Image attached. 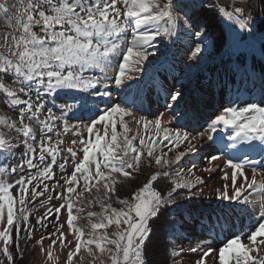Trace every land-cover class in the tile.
<instances>
[{
	"label": "snow or ice",
	"instance_id": "snow-or-ice-1",
	"mask_svg": "<svg viewBox=\"0 0 264 264\" xmlns=\"http://www.w3.org/2000/svg\"><path fill=\"white\" fill-rule=\"evenodd\" d=\"M257 2L0 0V110L12 112L7 115L0 111V252L5 258L0 264H14L15 254L10 249L19 248L21 221L31 236L34 226L30 224L29 214L32 210L27 205L37 197L55 192L56 187L61 191L55 196L47 195L40 204L46 206L54 198L64 203L46 208L36 221L46 227L45 220L55 214V232L48 237L50 245L43 248V236L37 241L50 260L54 258L53 248L59 240L61 248L68 247L65 264H73V258L82 248L90 256H95L97 251L100 256L107 253L110 264H150L146 241L153 234L155 221L163 219L167 231L162 262L183 264L176 259L184 251L179 241L187 240L186 233L195 225L201 228L199 235H205L217 227L222 229L221 220L247 216L258 219L246 231L230 233L218 248L203 241L195 242L194 246L190 242L188 251L198 254L192 264H206L209 259L214 264H264V68L256 72L249 63L257 54L264 61V24L257 29L253 14ZM201 12L203 15H198ZM210 12H215L217 22L226 29L230 39H222L218 44L221 71L205 77L204 88L209 92L219 89L222 95L231 92L232 97L204 131L190 135L187 131L181 133L180 129L170 130L167 125L162 127L163 113L153 119L144 115L136 118L133 109L127 106V97L119 103L110 102L112 92L108 87H128L127 82L135 79L129 73L142 72L149 56L166 57L167 52L160 49H167L168 45L161 44L167 39L171 45L180 44L184 52L167 63L163 80L152 82L164 96L166 110L172 114L167 124L179 119L177 113L186 114L182 108L195 109L202 102L199 94L191 96L183 87L173 90L174 85L169 86L167 81L169 76L173 81L184 78L185 69L205 60L204 54L210 47L205 40L209 31L205 17ZM261 20L264 21V11ZM177 68H180V76L175 74ZM90 72L93 74H88ZM6 78L10 80L6 82ZM256 88L260 90L258 101L251 99ZM243 92L248 93V100L241 101ZM45 97L52 106H48ZM97 97L102 98L103 108L95 103ZM131 103L135 104V99ZM84 114H88L87 123L82 119ZM125 116H133V122L142 125L146 133L154 128L155 136H148L147 143L144 136H129ZM71 119L77 122L70 124ZM98 124L102 125L103 134L96 128ZM221 126L231 130L227 137L229 143H223V138L217 141L214 136ZM67 134L79 139L71 140L72 146L66 149L68 157L59 168L63 172L70 158L73 170L62 178V183L57 181L50 189L43 179L55 178L53 169ZM205 138L213 144V151L219 153L207 156L208 163L223 159L219 170L230 169V174L224 172L222 176L230 183L216 189V199L227 201L228 211L221 209L223 215L216 214L215 221L212 219L215 213H208L206 222V214L195 207L186 209V213L177 211L184 207L181 202L203 195L204 190L198 185L204 180L199 176L187 179L179 164L185 156L196 153ZM137 140L139 146L134 143ZM184 143L187 146L183 151H176L171 160L167 158L169 152ZM20 145H23L20 163L11 168L5 166L4 161L13 156ZM157 145L168 150L158 149ZM78 151L82 152V157H78ZM229 152L239 155H229ZM252 153L261 159L254 160ZM37 158L39 164L35 163ZM49 158L50 162H46ZM25 164L37 169L36 174L27 179L20 175L14 182L4 179L17 174L18 169L23 170ZM145 164L148 169L154 164L163 171L151 172L146 182L128 197L116 195L118 186L126 184L134 174H141ZM195 167H189L188 173L194 174ZM81 180L83 187L78 193ZM37 181L39 183H34ZM41 184L42 189L37 191ZM30 185L33 186L29 188ZM17 186L18 197L11 191ZM93 188L96 195L87 203L98 204L101 212L87 213L91 231L85 239L83 228L75 223L78 215L74 214V211L83 213V208H77L74 200L84 192L91 193ZM17 204L20 205L18 210ZM62 210L67 213L66 224L73 241H67L61 230L64 227L59 224ZM93 217L98 218L96 222L92 221ZM111 226L116 230L109 234L107 229ZM73 244L74 249L69 246Z\"/></svg>",
	"mask_w": 264,
	"mask_h": 264
},
{
	"label": "rangeland",
	"instance_id": "rangeland-1",
	"mask_svg": "<svg viewBox=\"0 0 264 264\" xmlns=\"http://www.w3.org/2000/svg\"><path fill=\"white\" fill-rule=\"evenodd\" d=\"M258 5V2H257ZM256 20V24H257ZM0 31H2V26H0ZM230 39V37H229ZM162 45H168L167 49L165 48H161L160 52H167V56H162V55H157L156 57H152L149 56L148 61H146L144 64L146 63H150L153 61L156 65L159 63V61H166L169 60L171 58V52L175 51L174 48H177L178 45H171L168 43L167 39H165L164 41H161ZM182 63V62H181ZM183 65V63H182ZM159 68V67H158ZM152 69V68H151ZM150 69L146 70L140 73H129V75H132L134 77L143 75L145 77V79H147V77H150L152 73H150ZM93 72H95V70H93ZM88 74H93L92 72L88 73ZM98 74V73H97ZM109 75H112L111 72H109ZM10 80V78H6V82ZM107 83V82H105ZM128 83V87H125L123 89H116L113 86H109L108 90L112 92V98L110 102H114V103H119L121 102V100H123L125 97H127L128 99V91L129 88H132V83H130L129 81ZM197 84L198 82H196V79L192 80H187V81H181L179 83L175 84V89L181 88L183 87L185 89V91L187 93H189L191 96H196L197 93L199 94V96L202 99V102H200L195 109L192 108H188V109H181V111L186 112L185 115L180 116L181 121L183 124H185L187 127H190L194 130V132L191 135H196V131L198 130L199 127L198 125L200 123H202L204 120H208V122L214 118L215 115L219 114V112L221 111L222 107L224 106H228V102L227 99L224 98V96L220 93L219 89L218 90H214L209 96L202 97V95L200 94V91L198 90V87H194L193 84ZM141 84V83H139ZM207 82H204V85H206ZM103 90V89H101ZM22 98H26V97H22ZM100 97L95 98V103L98 106L104 105L101 102ZM186 99H189L188 96H186ZM218 99L219 103L217 105H215L216 103H214L215 100ZM260 99V96L258 97V100ZM45 100H48V106H52L51 101L49 100L48 97H45ZM182 105L184 102H181ZM148 109L150 111H153L152 107H148ZM55 110V109H54ZM2 112H4V114L7 115H12L11 111H7V110H0ZM180 115V113H179ZM128 117L132 118L131 116H125V119H128ZM149 119H153V116H149ZM83 121L85 123L88 122L87 118L82 117ZM118 119V117H117ZM162 120V127L167 125V127L169 126L167 124V122L170 120V118L164 114L161 117ZM77 121L75 119H71L69 121V123H76ZM171 124V123H170ZM135 127H137L138 125L135 123L134 125ZM202 127H204V123H202ZM201 127V128H202ZM225 131H231L230 129L224 128L223 126H221L218 131L214 134L216 140L217 138H223L222 133ZM61 132H62V128H61ZM63 134V133H62ZM53 136L55 137V133H53ZM84 137L85 139L88 138V134L85 132L84 133ZM65 139V143L63 145H61V156H59L57 158V164L56 166H54V173H55V178H48V179H43V183H47L49 184V188L52 189L53 186L56 185L57 181H60L61 183L62 178L68 174H70L72 172V161L69 158V163L66 166L65 170L62 172L59 168V164L63 163L64 158L68 157V153L66 151V149L71 145V140L72 139H79L78 137H73L71 134H67L64 136ZM193 143H196V141H193ZM187 144L184 143L183 145H181L178 149H174L173 152L176 153V151H183L184 147H186ZM79 146H75L74 150H76ZM39 151V149H37V152ZM23 153V145H20L19 148L15 151L14 155L9 157L6 161H4V165L11 168V167H15L18 163H20V159H21V155ZM211 154H216L219 155V153L214 152L213 151V144L211 142H208L205 139L200 141V146L198 147V150L196 153L193 154H189L188 157H199V162L197 163L198 166L195 167V169L193 170L194 174H190V179L194 180L195 176H199L204 180L203 184L198 185V187L203 188V195L202 197H210L209 199L211 200V198L216 199V189L218 188H222L223 185L225 183H230V181H225L224 179H222V176L224 175V172H229L230 174V169L224 168V171H220L219 168L223 167L224 164V160L220 159L217 161H213L211 163H208V161L205 159L207 156L211 155ZM229 155H234L233 152H229ZM78 157H82V152L78 151ZM253 158V157H252ZM254 160H260L259 159H255ZM47 162V161H46ZM35 163L39 164V160L37 158V160L35 161ZM42 167V166H41ZM205 168H209L210 171H204ZM37 169H33V168H29L26 164L24 165L23 170L18 169L17 170V174L11 175L10 177H4V179L8 180L9 182H14L15 180L19 179L20 175L25 176V178L27 179L30 175H35L36 174ZM248 175L249 177L251 176V172L248 171ZM257 179H260V176H257ZM34 183H39V181L34 182ZM240 183V178L238 175V179H237V185H239ZM33 185H30L29 188H31ZM83 187V181H80V185L77 187V192L79 193L82 190ZM42 189V184L40 185V187L37 188V191H40ZM12 193L14 195H16L18 197V186L14 187L12 190ZM61 191V189L59 187L55 188V192L50 191L48 193L45 194V196L42 197H37L36 200L33 203H30L27 205L28 209H31V213L29 214V220H30V224L34 226V228L32 229L31 232V236L29 237V234L27 232V230L24 228L23 226V221H21L22 224V230L20 232L19 235V248L15 249L12 248L10 250H12L15 254V260H14V264H20L21 260L24 262V264H65V260H66V256H67V251H68V247H64L61 248L59 240H57V244L54 246L53 248V259H48L46 252H42L41 251V244L37 243V241L40 240V237L43 236L45 237V239L43 240V248L47 249L48 246L51 243V239H49V233H53L55 232V227L54 225H56V217L55 214L53 213V215L49 216L47 220H45V225L46 227H42L39 224L36 223L37 218H39L40 216H42L45 211L46 208H54V206H58L61 203H64L63 201L57 200V199H52L50 202H48V204L46 206H43L40 204V200L42 199H46L47 195H53L55 196L56 192ZM96 195L95 189L93 188L91 193L89 192H84L83 196L78 197L77 199L74 200L76 207L77 208H83V213H76L74 211V214L78 215V220L76 223V225L78 227L83 228L84 232H85V239L88 238V233L91 231L90 228V224H89V217L87 216L88 212H97L100 213L101 209L99 207L98 204H91L89 205L87 203L88 200L93 199L94 196ZM102 195V194H101ZM83 201V203H82ZM114 207H121V205L119 204H114ZM20 205L17 204L16 208L17 210L19 209ZM5 214H6V209H5ZM17 215H19V212L17 211ZM66 219H67V213L66 211L62 210V214L59 217V224L64 225V227L61 229L65 235H66V240L67 241H73L74 237L72 234L69 233V229L67 227L66 224ZM98 218L97 217H93L92 221L96 222ZM115 226H111L109 229H107V231L109 232V234H111L112 232H114ZM238 230V229H237ZM103 231V230H100ZM239 232V230L237 231ZM195 236L193 239H189L186 240L184 244H182V248H183V255L180 258V261H183V264H192V262L196 259H198V254H193L190 253L188 251L190 242L192 243V245H195V242L197 241H203L206 245H210L211 247L218 248V246L220 245L217 242H213L210 241L208 239H205L202 236H199L198 233L194 232ZM56 236H59V233H56ZM229 234H224V239L226 237H228ZM52 238H56V237H52ZM70 247H73L74 249V244L73 245H69ZM94 248V246H93ZM95 250V249H94ZM19 252H23V255H19ZM5 259L3 256V253L0 252V260ZM101 261H103V264H110V260L108 258V254L105 253L103 256H100L98 251L96 252L95 256H90L88 254V252L82 248L81 251L73 258V264H101ZM206 264H214L213 260L209 259L207 260Z\"/></svg>",
	"mask_w": 264,
	"mask_h": 264
},
{
	"label": "trees",
	"instance_id": "trees-1",
	"mask_svg": "<svg viewBox=\"0 0 264 264\" xmlns=\"http://www.w3.org/2000/svg\"><path fill=\"white\" fill-rule=\"evenodd\" d=\"M258 3L260 5V9H261L260 15H261V12L264 11V2H259L258 0ZM198 15H203V12L199 13ZM205 19L207 22V27L209 29L205 37V40L210 45L208 52L204 54L205 60L201 62L198 66H193L190 69H185L184 78L179 79L178 81H173L171 76H169L167 83L169 86L174 85V88H175L176 83H179L181 81H187V80L193 81L194 79H196V82L198 83L193 84L194 87L195 88L198 87V90L200 91V94L202 95V97L206 98V96H209L214 90H218V89H214L211 92L207 91L204 88V82H207V80L204 78L213 76L221 71L220 49L218 48V44L222 41V39L224 41L229 40V37L227 35L226 29H224L222 25L217 22V17H216L215 12H210L208 16L205 17ZM261 24H264V21H262L260 17V19L257 21V29L260 28ZM213 42H215V44ZM174 50H175L174 52L173 51L171 52V55H170L171 58L169 60L159 61L157 65L156 63L153 64L154 63L153 61L151 62V64L150 63L144 64L142 74L144 71L150 69L151 70L150 73L153 72V74L150 77H147V79H145V77L143 76L144 74H143L129 81L130 83H132V88L130 87L128 91L129 103L127 106L133 109V112L136 118H138L140 115H144L147 117L149 116L154 117L156 115H159L160 113L166 114L169 118H171V115H172L171 112L166 110L165 108L166 101H165L164 96L159 94V89L152 86V82L154 79L163 80L164 79V75H163L164 67H166L167 63L171 62L177 56L184 55L182 46L180 44L178 45L177 48H174ZM224 50H226V47ZM249 63H250V66L256 72H259L262 68H264V61H261L258 54L257 56L252 57ZM180 68H183V65L181 62H180ZM180 68H177L176 70L175 74L177 76L181 75ZM223 96L225 99H227V102H228V98L232 97V93L228 92V93L223 94ZM259 96H260V90L259 88H256L254 92L252 93L251 99L258 101ZM240 98H241V101L248 100L249 99L248 93L246 92L241 93ZM134 99L136 101L135 104L131 103V101H133ZM212 101L216 103L215 105L219 103L218 99H215ZM99 107L103 108L104 105H101ZM148 107H152L153 111H150ZM177 116L179 117V119L172 120L171 124H168L169 125L168 128L170 130L180 129L181 133H183L184 131H187L191 135L194 132V130L190 127H187L185 124L182 123L181 121L182 118H180L179 113H177ZM83 117L87 118L88 120V114H84ZM131 117L132 118L128 117V119H125L128 122V126H129V136H133V135L144 136L146 143L148 141V136H155L156 133H155L154 128H150L148 132L146 133L142 125L137 126V127L134 126L135 123L133 122V116ZM202 123H204V127H202ZM202 123L198 125L199 129L195 130L196 132L204 131L207 128L208 120H204ZM96 128L100 130L101 134H103L102 125L98 124L96 125ZM118 131H120L119 126H118ZM160 135L161 136L164 135L163 131H161ZM222 135H223V143L225 144L229 143V141L227 140V137L228 135H230V131H225L222 133ZM220 139L217 138V141H219ZM134 143L137 146H139L138 140L134 141ZM160 147H164V146L157 145L158 149ZM168 147H170V145ZM167 150H168L167 147H164V151H167ZM233 154L239 155L238 152L233 153ZM174 155L175 153L173 151L169 152L167 158L171 160L174 158ZM251 155L255 159L261 158L255 153H252ZM198 159L199 157L192 158V157H188L187 155L180 162L179 167L184 170L183 175L187 179H190V176H191L187 171L188 168L191 167L192 165H196L197 167L198 166L197 163L199 162ZM47 162H50V158L47 160ZM157 170L163 171L162 169H159L154 164L151 169H148L145 164V170L141 174L139 175L134 174L128 180L126 184L118 186L116 195L120 196L121 198L128 197L131 191H135L136 189L141 187L143 183L146 182V179L151 172L157 171ZM209 198L210 197L207 198V197L199 196V197L193 198L191 201L181 202L183 203L184 207L177 211H184L186 213V209L195 207L206 214L205 222L207 221V214L214 212L215 214L213 215L212 219L213 221H215L216 214L223 215V213H221L220 211L221 209L228 211L226 207L228 205V202L221 201L218 199H213V198H211L210 200ZM257 219L258 217L250 218V217L245 216L243 218H240L238 216H231V219L221 220L222 229L221 227H217L214 232H209V233H206L205 235H199V233L201 232V228L199 227V225H195L190 232L186 233V235L188 236L187 240L193 239L195 236L194 232H196L198 233L199 236H202L205 239L221 244L225 240L223 237L224 234L230 235V233L237 232L238 230L246 231L247 229L251 228L256 223ZM153 228H154L153 234L146 241L147 258L150 260V264H163L162 257L165 255V247H166L165 233L167 231V225L163 221V219H161V220L155 221V223L153 224ZM185 241L186 240L179 241V246L182 247V244H184ZM182 255L183 253L177 256L176 259L180 261V258ZM20 262H21L20 264H24L22 260Z\"/></svg>",
	"mask_w": 264,
	"mask_h": 264
},
{
	"label": "built area",
	"instance_id": "built-area-1",
	"mask_svg": "<svg viewBox=\"0 0 264 264\" xmlns=\"http://www.w3.org/2000/svg\"><path fill=\"white\" fill-rule=\"evenodd\" d=\"M260 5H259V3H258V5H256V8H255V10H254V12H253V14L255 15V17H256V20H259L260 19V17H261V15H260Z\"/></svg>",
	"mask_w": 264,
	"mask_h": 264
}]
</instances>
